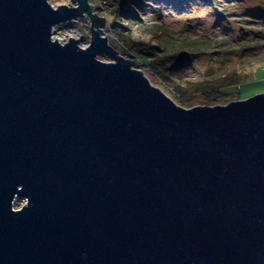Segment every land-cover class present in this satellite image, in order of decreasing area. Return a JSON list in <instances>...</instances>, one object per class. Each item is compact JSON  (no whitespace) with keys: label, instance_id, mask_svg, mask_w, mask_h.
Listing matches in <instances>:
<instances>
[{"label":"water","instance_id":"water-1","mask_svg":"<svg viewBox=\"0 0 264 264\" xmlns=\"http://www.w3.org/2000/svg\"><path fill=\"white\" fill-rule=\"evenodd\" d=\"M72 1L0 0V264H264V91L184 108Z\"/></svg>","mask_w":264,"mask_h":264},{"label":"rangeland","instance_id":"rangeland-1","mask_svg":"<svg viewBox=\"0 0 264 264\" xmlns=\"http://www.w3.org/2000/svg\"><path fill=\"white\" fill-rule=\"evenodd\" d=\"M87 1L93 5L92 14L105 18L97 27L108 43L123 57L136 60L132 67L184 108L226 104L264 91V0ZM48 2L53 7L75 4ZM91 23L87 13L74 16L53 26L52 39L65 43L69 37L77 38L85 48L91 41ZM157 33L168 38L170 46L186 48L183 74L170 69L165 49L153 37ZM98 58L114 60L103 52ZM221 69L229 75L240 69L246 74L228 85L200 84L213 80ZM25 202L17 197L12 206L21 208Z\"/></svg>","mask_w":264,"mask_h":264},{"label":"trees","instance_id":"trees-1","mask_svg":"<svg viewBox=\"0 0 264 264\" xmlns=\"http://www.w3.org/2000/svg\"><path fill=\"white\" fill-rule=\"evenodd\" d=\"M153 37L157 41L159 47L162 49L163 48L165 49V54H164L165 59H167V62L172 64L170 69L173 70L174 73L176 74H183L182 67H183L184 61L182 60L185 59L184 57L186 53V48L181 47L180 44H174V46H170L169 39L166 37H162L161 33L153 34ZM224 71L225 69L219 70L218 73H216V75L213 76L214 77L213 80L206 79L204 81H199V82L200 84H208V83H218L219 84L220 83L222 84L221 86H223V85H228L230 83H234L235 81L240 80L241 77H244L246 74L245 71L242 69L235 70V72H233V74L231 75H229L230 71L228 72L226 70L225 73ZM227 76H229L231 79L226 78Z\"/></svg>","mask_w":264,"mask_h":264}]
</instances>
